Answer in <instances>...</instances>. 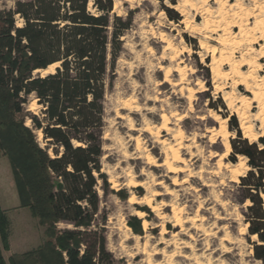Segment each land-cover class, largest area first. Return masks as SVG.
<instances>
[{"label": "rangeland", "instance_id": "obj_1", "mask_svg": "<svg viewBox=\"0 0 264 264\" xmlns=\"http://www.w3.org/2000/svg\"><path fill=\"white\" fill-rule=\"evenodd\" d=\"M16 1L25 0H0V11L13 9ZM195 3L196 10L186 7L184 12H181L175 9L182 5V0H113L112 14L124 19L131 12L132 25L121 37L122 51L116 62L114 77L112 83L105 86L100 158V174L103 177L99 178L98 174L94 173L97 179L99 211L91 228L104 236L106 251L112 257L113 264H149L148 256L144 252L149 254L154 249H164L171 254L174 251L172 246L167 247L159 243L161 222L155 215L144 206L128 203L133 195L137 198L146 195L144 189L139 192L129 185L133 182L148 183L149 173L154 175L156 181L165 182L176 192V198H167V203L173 202L183 208V219L196 216L203 218L204 222H198V225L208 232V236H204L201 232L191 230L187 224L186 229L193 236L191 241L166 221L165 239L170 241L175 234L177 240L189 243L194 248L193 252L181 250L189 260L176 257L172 260L173 264H193L194 257L202 264H206L208 259L213 264H261L253 257L252 243L256 239L248 235L249 225L245 216L246 208L251 204L246 199L248 191L240 181L248 172H253L254 179L249 180L254 183L257 172L250 167L246 158L233 153L234 148L238 146V140H246L258 150L264 149V112L260 111L253 102L252 95L244 87L233 85L232 78L220 80L213 77L210 71L211 55L199 47L204 32L202 27L208 18L199 8L207 6L213 15L221 7L229 14L242 12L243 23L251 27L256 20L264 18V12L260 9L264 7V0H221L220 3L196 0ZM89 10L94 12L91 4ZM170 18H179V21L174 22ZM183 20L193 26L194 31H186L180 23ZM16 25L20 27L21 21L17 19ZM232 33L236 35L237 29H233ZM186 38L194 40L195 43L189 44ZM212 38H216V35H212ZM168 44H171L169 50L166 49ZM263 46L264 37L253 31L247 43H242L232 51L234 61L245 58L259 65L252 71L248 66H242L244 74L251 71L248 82L252 87L260 79H264V52L261 53ZM248 52L250 56L247 55ZM54 68L46 73L42 72L41 75L52 73ZM176 69L182 70L184 76L174 73ZM227 70L228 67L225 68V71ZM165 79H169L170 83L176 86L168 85L164 82ZM227 94L231 95L235 102L234 109H228L223 101ZM242 97L246 99L243 106L239 102ZM38 110L36 100L30 98L28 105L24 107V114L17 116V119H23L24 126L30 127V119L26 114L37 115ZM240 113L244 114L245 126L251 127L255 135L254 140L244 139L240 129L241 120L238 117ZM162 114L172 116L169 127L173 131L170 135L160 132L161 140L175 148L172 138L178 131H181L184 137L180 155L186 162L188 173L177 176L179 182L187 179V183L180 187L171 185L174 175L167 174L163 168L154 169L146 165L143 156L148 152L157 162L162 163L164 160L160 147L144 132L146 127H150L152 131L158 129L162 123ZM215 115L221 121L225 120L231 147L229 154L221 160L219 159L224 149L220 137L216 135L219 125L212 119ZM232 116L236 119L240 139L236 136ZM177 117L180 121L175 120ZM211 130L213 134H209ZM35 136L40 147H44L42 135L36 132ZM137 141L141 148L139 152ZM48 154L52 156L51 149ZM239 158L243 159L244 166L239 168L241 176L234 183L230 181L227 170H220L218 164L220 162L222 166L235 167ZM103 180L107 186L103 185ZM204 182L210 183L212 187H203ZM193 189L199 191L194 193ZM154 190L163 192L158 187ZM261 194H264V187L259 192L264 206ZM215 197H218L217 202ZM199 205L202 210L196 212ZM0 210L7 221V248L0 244V255L4 264H47L44 256L52 262L54 257L46 245L50 244L55 252L60 253L56 238L61 230L73 229L69 224L45 223L33 216L28 208L20 206L9 161L1 149ZM136 210L145 213V229L142 220L135 216ZM215 213L223 219L216 221ZM164 214L170 217V209H166ZM244 225H248L245 235L239 236L238 230ZM223 228H226L233 244L220 242L225 236ZM221 243L229 250V254L222 255ZM166 261L163 256H156L153 260L154 263L168 264Z\"/></svg>", "mask_w": 264, "mask_h": 264}, {"label": "trees", "instance_id": "obj_2", "mask_svg": "<svg viewBox=\"0 0 264 264\" xmlns=\"http://www.w3.org/2000/svg\"><path fill=\"white\" fill-rule=\"evenodd\" d=\"M112 10L113 0H25L0 11V149L9 161L20 206L45 223L73 227L56 238L60 253L46 245L54 257L50 262L44 256L47 264H113L104 236L91 230L99 211L94 173L103 177L105 86L114 77L121 37L132 25L131 12L123 19ZM55 64L52 73L41 75ZM30 98L39 110L26 114L30 127H25L17 116L24 114ZM231 121L240 139L234 116ZM36 132L42 134V148ZM237 144L233 154L246 158L257 172L254 183L249 180L253 172L240 181L251 204L245 216L248 235L256 236L253 257L264 264V206L259 198L264 149L246 140ZM7 240V221L0 210L3 248Z\"/></svg>", "mask_w": 264, "mask_h": 264}, {"label": "bare ground", "instance_id": "obj_3", "mask_svg": "<svg viewBox=\"0 0 264 264\" xmlns=\"http://www.w3.org/2000/svg\"><path fill=\"white\" fill-rule=\"evenodd\" d=\"M196 0H182V5L180 7H177L175 10H180L181 12H184V9L186 7H189L190 9L196 10ZM214 3L218 2L220 3L221 0H211ZM221 6V4H220ZM234 6V5H230ZM205 16L208 18L204 22V26L202 27L204 29L202 39L199 41V47L202 50H205L207 53H210L211 55V64H210V71L215 79H233V85L236 87H244L246 91H248L252 95L253 102H255L260 109V111L264 112V79H260L257 83H255L254 87H252L248 79L250 77L251 71L255 68H258V64L255 61H250L249 59L240 58V61H234L232 59V51H234L235 48L242 45V43H247L250 39V33L253 31H257L261 34V36L264 37V18L256 20L251 27H248L246 24L243 23L242 16L243 13L241 12H232L229 14L228 12L224 11L221 7L215 12V15H213V12L209 9V7H200L199 8ZM264 12V7L260 8ZM198 10V9H197ZM241 11V10H240ZM200 13V11H199ZM187 14V13H186ZM201 14V13H200ZM199 15V14H198ZM205 18V17H204ZM184 25L185 30L188 31H194V27L191 26L186 20H183L180 22ZM195 26V25H194ZM233 29H237V34H233ZM185 31V32H186ZM221 33V35H218ZM212 35H216V38H212ZM164 38L162 42L164 43ZM211 43H214L216 45H211ZM171 48V44L167 45V50ZM250 53L253 51L249 50ZM247 53L248 56L251 54ZM264 52V46L261 48V53ZM254 53V52H253ZM260 53V54H261ZM253 55V54H252ZM57 65H51L49 66V69H52L56 67ZM242 66H248L251 71H249L248 74H244L242 72ZM228 67V70L225 71V68ZM47 70L43 71L44 73L47 72ZM169 72H167L168 74ZM174 73L178 74L179 76L183 77V71L180 69L174 70ZM165 83L168 85L174 87L176 84L170 83L169 79L164 80ZM223 101L226 103V106L228 109H234L235 108V102L231 95H225ZM241 106L246 104V99L244 97L240 98L239 100ZM172 116H167L166 114H162L160 116L161 119V126L156 129L155 131H152L150 127H146L144 129V132L148 133L151 138L153 139L154 143H156L164 156V160L162 163H159L156 161L154 157H152L148 152H145L141 155L144 156V160L146 165H149L151 168L159 169L163 168L166 170L167 174L174 175V177L171 179V185L174 187H180L183 184L187 183V179H184L183 181L179 182L177 176L180 174L188 173V167L186 166L185 160L180 155V150L182 148V140H183V133L181 131H178L177 135H175L172 140L174 141L175 148H172L165 140H161L160 132H165V135H170L172 133V129L169 127V121ZM239 119L241 120V131L244 136V139L254 140L255 135L252 133V129L249 126H245L244 121V114L240 113ZM212 119L214 122L218 123L219 127L216 130V135H218L221 139V145L224 149L223 154L220 156L221 160L222 158H225L230 150V143L228 140V132L226 130L225 126V120L221 121L217 115L213 116ZM176 121H180V118H175ZM200 120H203V118H200ZM39 135H42L41 132H38ZM209 134H213V130L209 131ZM189 148V147H187ZM137 150L138 152L141 151L140 144L137 141ZM190 152V151H189ZM178 165H182L179 167ZM219 169L222 168L227 170V172L230 174V181L231 182H237L238 178L241 176V173L239 172V168L242 169L244 166V161L242 158H239V161L235 167H230L229 165H224L219 162L218 164ZM144 175V174H142ZM149 182H133L130 183V187L132 188H141L144 189L146 192V195L142 198H137L136 196H131L128 200V203L130 205H139L144 206L148 208L151 213L155 215V217L161 222L160 226V233H159V243L162 245H165L167 247L172 246L174 251L171 254H168L164 249L158 250L154 249L149 254L146 253L148 256V262L149 264H162V263H154L153 260L156 256H163L165 259H167L166 262L168 264H173L172 260L176 257H183L186 260H189L190 258L188 256L183 255L181 250H190L191 252L194 251V248L189 243H184L182 241L177 240V236L174 234L172 236V239L169 241L165 239V235L167 234L165 229V222L169 221V223L172 224L173 228H178L180 234L188 236V238L193 241V236L188 233V230L186 229V225H190V229L194 231H198L203 233L204 236H208V232L202 228L201 225H198V222H204V219H199V217L194 218H187L183 219L182 215L184 213V209L177 206V204L170 202L167 203V198H176V192L169 188L165 182L163 181H156L154 178V175L149 173ZM188 177H191V175H188ZM205 188H210L212 185L208 182H204L202 184ZM115 185H113V188ZM156 187L163 190V192H159L154 190ZM199 190L193 189L194 193H197ZM158 198L160 201H157ZM217 198L215 197V200L217 202ZM261 198L264 202V194H261ZM174 200V199H173ZM175 201V200H174ZM222 206V204H219ZM166 209H170L171 216L168 217L164 214V211ZM202 210L201 205L198 206V209L196 212H199ZM135 216L142 220V226L143 229L147 227V223L144 220L145 213L136 210ZM223 218L219 217L215 213V220L219 221ZM248 225H244L238 230L239 236H244L246 232V228ZM225 230V236L220 240V242H225L229 244H233L232 239L230 238L228 232H226V228H223ZM252 239H256V236H251ZM208 247V245L206 246ZM208 249V248H207ZM220 252L222 255L229 254V250L223 246V243L220 244ZM252 253V251H250ZM259 263V262H258ZM193 264H202L197 257H194ZM206 264H213L210 259L207 260Z\"/></svg>", "mask_w": 264, "mask_h": 264}, {"label": "crops", "instance_id": "obj_4", "mask_svg": "<svg viewBox=\"0 0 264 264\" xmlns=\"http://www.w3.org/2000/svg\"><path fill=\"white\" fill-rule=\"evenodd\" d=\"M4 211H6V210H4Z\"/></svg>", "mask_w": 264, "mask_h": 264}]
</instances>
